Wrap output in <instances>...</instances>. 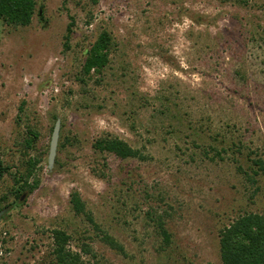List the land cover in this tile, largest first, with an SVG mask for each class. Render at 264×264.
<instances>
[{
    "label": "rangeland",
    "instance_id": "374dc122",
    "mask_svg": "<svg viewBox=\"0 0 264 264\" xmlns=\"http://www.w3.org/2000/svg\"><path fill=\"white\" fill-rule=\"evenodd\" d=\"M102 30L108 62L85 74ZM0 160V264H39L53 229L87 264H223L222 228L264 217V0H36L28 24L0 18Z\"/></svg>",
    "mask_w": 264,
    "mask_h": 264
},
{
    "label": "trees",
    "instance_id": "16d2710c",
    "mask_svg": "<svg viewBox=\"0 0 264 264\" xmlns=\"http://www.w3.org/2000/svg\"><path fill=\"white\" fill-rule=\"evenodd\" d=\"M90 1L96 3L98 0ZM35 3L36 0H0V18L9 24H28ZM70 30L71 24L67 27L66 40ZM110 42L109 33L102 30L86 51L82 65L85 74H89L90 70L98 72L107 64L111 47ZM36 134V132L30 130V135L25 140L26 147L31 148ZM93 147L100 152L112 153L121 159L137 154V151L129 143L117 137L96 138ZM38 162L39 159L33 157L26 160L24 173L20 171L25 176L22 185L18 187L17 196H19L20 190L27 189L28 191L33 188L32 184H27V178L32 175ZM253 164L258 165L259 168L263 166L261 159L253 160ZM3 171L4 167L0 160V176ZM34 184L37 185V181ZM70 202L75 214L85 215L90 223L94 224L91 213L86 210L85 204L78 193H73L70 196ZM2 209L4 208L0 210ZM160 227L163 239L167 241L168 232L161 223ZM51 238L49 255L43 257L39 264H87L82 253H91L92 250L88 244H82V247L78 250L72 249L69 245L70 236L63 229H53ZM102 238L110 247L121 248L120 244L108 234L105 233ZM219 253L223 264H264V217L257 213H245L224 226L219 233Z\"/></svg>",
    "mask_w": 264,
    "mask_h": 264
},
{
    "label": "water",
    "instance_id": "95a60500",
    "mask_svg": "<svg viewBox=\"0 0 264 264\" xmlns=\"http://www.w3.org/2000/svg\"><path fill=\"white\" fill-rule=\"evenodd\" d=\"M59 131H60V119L56 118L52 126L49 144H48V154H47V166L48 167H51L54 163L56 148H57L58 138H59ZM22 197L23 195H21V198Z\"/></svg>",
    "mask_w": 264,
    "mask_h": 264
},
{
    "label": "flooded vegetation",
    "instance_id": "af4514ba",
    "mask_svg": "<svg viewBox=\"0 0 264 264\" xmlns=\"http://www.w3.org/2000/svg\"><path fill=\"white\" fill-rule=\"evenodd\" d=\"M20 198H21V197H20ZM3 210H4V209L0 210V216H1V215H2V213H3Z\"/></svg>",
    "mask_w": 264,
    "mask_h": 264
}]
</instances>
